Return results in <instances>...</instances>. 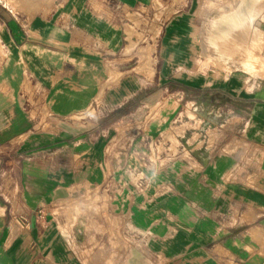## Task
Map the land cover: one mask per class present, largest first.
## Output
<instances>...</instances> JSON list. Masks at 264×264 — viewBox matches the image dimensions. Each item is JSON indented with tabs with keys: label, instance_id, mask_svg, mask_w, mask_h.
Returning <instances> with one entry per match:
<instances>
[{
	"label": "crops",
	"instance_id": "crops-1",
	"mask_svg": "<svg viewBox=\"0 0 264 264\" xmlns=\"http://www.w3.org/2000/svg\"><path fill=\"white\" fill-rule=\"evenodd\" d=\"M110 1H0V264H264V80Z\"/></svg>",
	"mask_w": 264,
	"mask_h": 264
},
{
	"label": "rangeland",
	"instance_id": "rangeland-1",
	"mask_svg": "<svg viewBox=\"0 0 264 264\" xmlns=\"http://www.w3.org/2000/svg\"><path fill=\"white\" fill-rule=\"evenodd\" d=\"M0 1L7 5V7H12L13 11L16 10L15 12L19 13L23 12L24 15H28L30 18L31 16L40 13L41 10L45 11L49 7H54L55 5L62 3L63 0H35V3L34 0H27L28 2H26V0ZM222 3H224L223 0H150L147 3V6L135 7L128 10L119 9V11L117 12L122 18L121 20L124 22V24L130 23L131 26L128 28L125 27V29L131 31L130 34L134 35L135 38L139 41L141 55L148 58L149 56H153V67H158V65L160 64L158 60V54L160 52V43L163 39L162 36L164 34V30L166 29V25L169 24L171 20L174 21L175 17L179 16V14L183 13L186 10L187 17L190 21V24L188 25V34H191L190 37H192V39H190V41H193L191 53L195 58V62L198 67H200L203 60H217L219 62V60L222 59L220 60V62L223 65V70L231 71L234 69H244L252 76H261L260 78L253 77L254 81L256 80L257 82L259 79L264 80V73L260 74L261 67L255 66L253 67L254 69H252L244 67L240 64V60H242L243 58V53L240 50L239 52H236V49L220 54V52L215 50V48H213L212 44L209 42L207 38V32L213 20H215L214 17H216L217 11L223 8L221 7ZM259 25H257L259 31L261 33L264 32V20ZM172 34L174 36L176 35L178 40L180 36H183L182 34L184 33L181 34L179 29L174 27ZM243 46L245 47L247 46V44L242 43V47ZM219 57L220 59H218ZM140 61H142V58L140 59ZM212 66L213 65H209L208 67ZM208 67L206 66L204 69ZM263 68L264 67H262V69ZM96 110L97 108L95 109L91 107L88 112L90 114H94Z\"/></svg>",
	"mask_w": 264,
	"mask_h": 264
},
{
	"label": "bare ground",
	"instance_id": "bare-ground-1",
	"mask_svg": "<svg viewBox=\"0 0 264 264\" xmlns=\"http://www.w3.org/2000/svg\"><path fill=\"white\" fill-rule=\"evenodd\" d=\"M223 1L224 3L221 5L223 8L217 11L216 17H214L215 20H213L211 26L209 25L210 28L207 32L209 42L220 54L226 51L237 49L236 52H239L240 50L243 53V58L241 57L242 60H240L241 65L252 69L255 66L261 67L260 74L264 73V68L262 69L264 67V34L262 33L264 32L261 33L257 26L264 20V0H246L245 9L250 7L251 11L243 19L237 11L240 8L241 0ZM26 2L28 1L26 0ZM242 43H246L247 46L242 47ZM220 60L219 62L217 60H203L199 68L202 70L206 66L214 65L222 69L223 65Z\"/></svg>",
	"mask_w": 264,
	"mask_h": 264
},
{
	"label": "clouds",
	"instance_id": "clouds-1",
	"mask_svg": "<svg viewBox=\"0 0 264 264\" xmlns=\"http://www.w3.org/2000/svg\"><path fill=\"white\" fill-rule=\"evenodd\" d=\"M245 3H246V0H241L240 8L237 10L242 19L245 18L247 14L251 11L250 7L248 9H245ZM156 175H157V172L155 170H152L150 179H155Z\"/></svg>",
	"mask_w": 264,
	"mask_h": 264
}]
</instances>
